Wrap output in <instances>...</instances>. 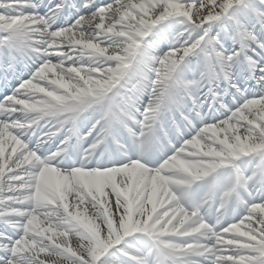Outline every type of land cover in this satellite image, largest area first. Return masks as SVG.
Wrapping results in <instances>:
<instances>
[{"label":"snow or ice","instance_id":"obj_1","mask_svg":"<svg viewBox=\"0 0 264 264\" xmlns=\"http://www.w3.org/2000/svg\"><path fill=\"white\" fill-rule=\"evenodd\" d=\"M0 70V264H264V0H0Z\"/></svg>","mask_w":264,"mask_h":264},{"label":"bare ground","instance_id":"obj_2","mask_svg":"<svg viewBox=\"0 0 264 264\" xmlns=\"http://www.w3.org/2000/svg\"><path fill=\"white\" fill-rule=\"evenodd\" d=\"M53 130H55V129H53ZM57 140H58V139H56L55 141H57ZM55 141H54V142H55ZM6 147H7V146H6ZM51 148H52V143H51ZM49 259L54 260V259H56V258L53 257V258H49Z\"/></svg>","mask_w":264,"mask_h":264},{"label":"rangeland","instance_id":"obj_3","mask_svg":"<svg viewBox=\"0 0 264 264\" xmlns=\"http://www.w3.org/2000/svg\"><path fill=\"white\" fill-rule=\"evenodd\" d=\"M104 2H107V0H104ZM85 14H87V13H85ZM55 62V61H54Z\"/></svg>","mask_w":264,"mask_h":264}]
</instances>
